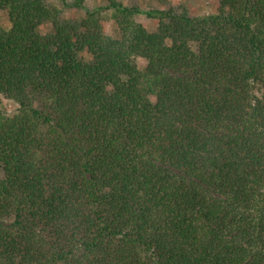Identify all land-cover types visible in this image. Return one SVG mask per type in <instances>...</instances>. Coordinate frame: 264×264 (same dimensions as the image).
Listing matches in <instances>:
<instances>
[{"label":"trees","instance_id":"trees-1","mask_svg":"<svg viewBox=\"0 0 264 264\" xmlns=\"http://www.w3.org/2000/svg\"><path fill=\"white\" fill-rule=\"evenodd\" d=\"M106 1L0 0V264H264V0Z\"/></svg>","mask_w":264,"mask_h":264},{"label":"rangeland","instance_id":"rangeland-1","mask_svg":"<svg viewBox=\"0 0 264 264\" xmlns=\"http://www.w3.org/2000/svg\"><path fill=\"white\" fill-rule=\"evenodd\" d=\"M47 4L57 7L61 11V17L67 21H78L85 17L88 11H101L104 7L107 6L106 0H76L80 2V8L72 7V3H75V0H44ZM123 3L124 6H128L129 3L124 0H119ZM218 5V0H139V7L143 11L148 10H169L173 9L175 12L187 11L188 14L192 16H202L206 14L216 13ZM104 16L106 23L104 32L113 37L119 38L120 33L110 18L111 11L101 12ZM136 21L141 23L148 32H154L157 27L156 20L148 18L145 15H138ZM0 28L8 29L9 23L7 20V15L5 12L0 11ZM52 30L49 23H45L40 28L41 33H48ZM89 59L86 57V60ZM145 61L143 59H137V64L140 68L144 65ZM257 94V92H256ZM1 110L8 114L9 116L14 115L17 111V105L10 100L2 99V104L0 106Z\"/></svg>","mask_w":264,"mask_h":264}]
</instances>
